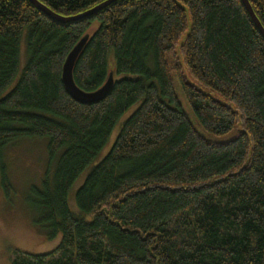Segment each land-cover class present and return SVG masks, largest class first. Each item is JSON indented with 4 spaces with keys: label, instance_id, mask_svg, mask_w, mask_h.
Wrapping results in <instances>:
<instances>
[{
    "label": "trees",
    "instance_id": "16d2710c",
    "mask_svg": "<svg viewBox=\"0 0 264 264\" xmlns=\"http://www.w3.org/2000/svg\"><path fill=\"white\" fill-rule=\"evenodd\" d=\"M38 1L70 16L104 0ZM248 1L264 28V0ZM85 35L76 86L93 92L114 78L92 104L74 100L61 79ZM135 105L72 211V185ZM31 139H47L50 164L32 189L35 224L61 241L11 264H264V38L241 0H116L66 24L28 0H0L5 195L7 150Z\"/></svg>",
    "mask_w": 264,
    "mask_h": 264
},
{
    "label": "rangeland",
    "instance_id": "374dc122",
    "mask_svg": "<svg viewBox=\"0 0 264 264\" xmlns=\"http://www.w3.org/2000/svg\"><path fill=\"white\" fill-rule=\"evenodd\" d=\"M20 62L21 66L25 62L24 38L21 43ZM113 65L114 60L110 58V67H113ZM183 72L189 82L207 92V89L201 87L185 67H183ZM176 89L183 108L191 120L196 122L177 81ZM137 107L138 105H135L124 113L114 127L108 143L100 152L96 161L88 165L72 185L68 194V206L72 211L77 210L74 201L76 190L81 186L93 166L108 153L123 122ZM198 129L201 130L199 127ZM46 143L47 139L22 140L10 146L7 150L9 157L6 158V164L12 188L9 194L5 195L0 185V264H11L13 257L18 252L30 254L48 253L55 249L61 241L60 234L53 239H48L45 228L35 224L38 212L32 189L33 187H40L42 178L50 168Z\"/></svg>",
    "mask_w": 264,
    "mask_h": 264
},
{
    "label": "water",
    "instance_id": "95a60500",
    "mask_svg": "<svg viewBox=\"0 0 264 264\" xmlns=\"http://www.w3.org/2000/svg\"><path fill=\"white\" fill-rule=\"evenodd\" d=\"M37 10L42 12L45 16L59 22L62 24L66 23H73L79 20H83L85 18H89L94 16L96 13H98L100 10L103 8L107 7L110 5L112 2L116 0H104L91 8H88L87 10H84L82 12H79L74 15L70 16H64L59 13H56L52 11L50 8L45 6L43 3H41L38 0H28ZM242 4L244 5L247 13L249 14L251 20L255 24L257 30L259 33L262 35L264 38V28L261 25L260 21L256 17L255 13L252 10V7L249 3L248 0H241ZM88 40V35H85L82 37L78 43L72 48V50L68 53V55L65 58V61L63 63L62 67V83L64 85V88L66 92L77 102L83 103V104H92V103H97L105 96L108 94V92L111 90L113 83H114V78H113V73L110 72L106 82L97 90L93 92H84L80 88H78L73 80V67L75 64V61L80 54L82 48L84 47L86 41Z\"/></svg>",
    "mask_w": 264,
    "mask_h": 264
}]
</instances>
